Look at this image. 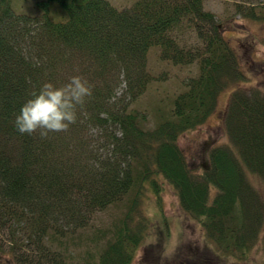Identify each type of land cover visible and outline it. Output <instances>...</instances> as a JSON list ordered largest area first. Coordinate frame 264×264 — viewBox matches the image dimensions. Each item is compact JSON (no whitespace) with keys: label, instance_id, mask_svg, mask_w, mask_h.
<instances>
[{"label":"trees","instance_id":"16d2710c","mask_svg":"<svg viewBox=\"0 0 264 264\" xmlns=\"http://www.w3.org/2000/svg\"><path fill=\"white\" fill-rule=\"evenodd\" d=\"M10 1L0 0V236L7 238L0 264H68L70 239L96 212L134 188H158L159 176L219 254L247 258L264 223V200L250 180L257 177L264 190V92H230L228 141L210 150L202 173L177 145L214 111L219 94L244 78L202 0H137L120 10L107 0H41L38 15L17 14ZM152 47L174 64L196 62L198 71L171 115L147 128L138 111L115 102L122 98L117 87L131 100L146 90ZM74 75L91 86L76 120L47 135L18 131L21 105L45 82L61 85ZM147 227L142 218L132 228L124 220L96 261L83 264H130Z\"/></svg>","mask_w":264,"mask_h":264},{"label":"rangeland","instance_id":"374dc122","mask_svg":"<svg viewBox=\"0 0 264 264\" xmlns=\"http://www.w3.org/2000/svg\"><path fill=\"white\" fill-rule=\"evenodd\" d=\"M39 1L11 0L10 5L17 14L38 15ZM107 1L120 10L137 0ZM202 3L204 10L214 14L219 33L236 52L244 78L219 94L214 111L202 124L177 138V145L189 167L197 174L208 167L210 150L228 141L224 115L230 92L236 88H258L264 92V0H202ZM250 8L253 16L249 14ZM51 11L54 14L56 10ZM183 37L188 42L192 41L187 30ZM146 61L152 77L146 90L131 100L117 87L116 95L122 98L115 105L128 103L129 109L138 111L145 118V126L152 128L171 115L173 101L184 91L187 80L197 75L198 65L194 62L185 66L163 60L158 47L148 50ZM250 180L264 200L261 181L255 176ZM157 181L158 188L153 189L146 184L138 194L134 188L120 202L96 212L89 226L70 239L68 264L96 261L106 241L112 239V235L122 227V222L125 220L132 228L137 226L139 218L148 223L149 230L130 264H264V223L247 258H225L207 238L200 223L184 212L173 185L163 176H159ZM136 195L140 196L138 203L130 207V201ZM0 239V245L6 248L7 238L1 235Z\"/></svg>","mask_w":264,"mask_h":264},{"label":"clouds","instance_id":"9594fccd","mask_svg":"<svg viewBox=\"0 0 264 264\" xmlns=\"http://www.w3.org/2000/svg\"><path fill=\"white\" fill-rule=\"evenodd\" d=\"M89 95L91 86L79 75L61 85L47 81L21 105L16 128L29 133L40 129L41 135L66 129L76 120L77 106Z\"/></svg>","mask_w":264,"mask_h":264}]
</instances>
